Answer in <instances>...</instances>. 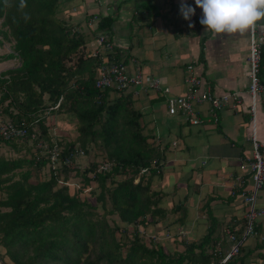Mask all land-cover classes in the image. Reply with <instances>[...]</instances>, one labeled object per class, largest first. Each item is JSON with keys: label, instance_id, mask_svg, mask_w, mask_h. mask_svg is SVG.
Returning a JSON list of instances; mask_svg holds the SVG:
<instances>
[{"label": "trees", "instance_id": "trees-1", "mask_svg": "<svg viewBox=\"0 0 264 264\" xmlns=\"http://www.w3.org/2000/svg\"><path fill=\"white\" fill-rule=\"evenodd\" d=\"M65 1L25 0L21 9L20 0H9L10 6L0 0V45L7 41L13 49L3 59L20 60L18 66L0 72V126L12 123L26 131L9 139L0 135V144L16 153L24 148L21 156L0 154L2 264L256 261L250 254H257L258 247L246 248V237L237 253L221 262L230 250L228 236L234 234L221 230L224 224L213 216L211 200L206 208L208 226L199 238L187 240L184 234L172 233L171 246L155 236L145 242L139 226L166 221L160 227L173 230L184 217H173L184 211L183 202L164 207L168 192L152 187L154 178L163 174L169 143H160L144 130L133 88L115 90L113 95L112 89L95 86L104 61L99 53L88 55L87 45L100 34L112 41L115 12H101L96 27L86 33L58 16ZM117 51L113 46L106 53L108 61L124 63ZM62 114L74 122L71 141L52 134V120ZM79 158L89 161L81 164ZM108 215L126 226L110 225ZM242 223L246 229L247 216ZM252 226L255 231L254 222Z\"/></svg>", "mask_w": 264, "mask_h": 264}, {"label": "crops", "instance_id": "crops-1", "mask_svg": "<svg viewBox=\"0 0 264 264\" xmlns=\"http://www.w3.org/2000/svg\"><path fill=\"white\" fill-rule=\"evenodd\" d=\"M182 2L196 5L195 0H75L73 5L65 1L60 12L64 15L84 12L87 19L78 24L86 33L96 27L101 12H115L117 19L112 24L110 38L118 49L117 55L128 72L138 70L142 75V86L133 96L135 106L142 112L144 130L155 135L160 143H169L164 152L163 174L154 178L152 187L168 192L164 198L172 205L167 208L183 202L184 211L173 215L177 218L183 214L182 223H174L171 229L184 230L185 239L202 236L208 226L206 208L211 200L213 216L224 224L221 230L226 233L230 230L240 240L245 229L242 221L248 210L241 193L252 186L250 167L244 163L252 155L247 92L249 35L248 32L217 34L207 30L200 23L203 10L198 6L197 28L188 27L180 11ZM263 30L264 21L258 23V31ZM262 62L264 85V48ZM188 65L193 66V75L203 78L201 90L218 96L236 92L241 101L226 104L217 122L212 121L206 100L194 105L202 119L198 124H190L182 115H170L168 97L185 95L189 88ZM152 79H158L161 90L167 88L169 92L152 87ZM256 119L264 152V91L257 99ZM241 175L243 181L239 183ZM233 189L235 196L231 195ZM256 206L264 207V187L258 193ZM254 230L244 240L246 248L258 247L257 254H250V260H256L250 264L264 263V215L256 218ZM232 244L227 243V247L231 248Z\"/></svg>", "mask_w": 264, "mask_h": 264}, {"label": "built area", "instance_id": "built-area-1", "mask_svg": "<svg viewBox=\"0 0 264 264\" xmlns=\"http://www.w3.org/2000/svg\"><path fill=\"white\" fill-rule=\"evenodd\" d=\"M191 7L195 8V15L187 20L188 27L196 29L195 16L197 13V6L192 4ZM249 35V49L247 55V61L249 63V77L250 83L248 86V93L250 95L249 113H250V124H251V144H252V155L247 158L244 163L250 167V177L252 181V186L249 190H242L241 197L243 201L247 204V218L248 224L244 231V235L240 240L234 242V236L229 235L228 241L233 242L230 250L223 257L221 262H225L232 255L236 254L238 247L242 241L253 233V222L261 215H264V207L258 208L256 206V201L258 197V192L264 187V152L262 150V144L258 138L257 134V99L258 96L264 91V85L261 82L258 74L260 71V60L261 54L264 48V30L262 32L258 31L257 26L248 32ZM108 37L105 34L98 35L92 42L88 55H96L100 53L103 49V54H106L113 49V43L107 41ZM102 61L104 63L98 69L95 86L101 90L112 89L116 91L126 90L128 88H133V92L138 93V87L142 86V75L137 70L135 72H128L126 65L119 62L108 61L109 56L103 55ZM192 65H188V72H190L187 81L189 82V88L185 95H171L167 99V111L170 115H182L185 120L190 124H198L202 119L196 113L194 105L196 102H202L206 100L209 102L211 119L217 122L219 119V112L226 107V104L231 101L235 103L240 102L239 93H225L222 95H216L214 93L208 92L207 90H201L203 84V78L200 76H195L192 73ZM150 85L155 87L159 91L169 92V89L161 90L160 82L158 79H152ZM26 131L24 128L8 123L5 126H0V135L6 139L23 136ZM243 176L238 177L237 182L242 183ZM238 187L235 186V189ZM231 195L235 196L236 192L232 190ZM167 237L171 235L166 234ZM0 264L2 260L0 259Z\"/></svg>", "mask_w": 264, "mask_h": 264}, {"label": "clouds", "instance_id": "clouds-1", "mask_svg": "<svg viewBox=\"0 0 264 264\" xmlns=\"http://www.w3.org/2000/svg\"><path fill=\"white\" fill-rule=\"evenodd\" d=\"M5 4L10 6L9 0H5ZM195 4L203 10L201 25L217 34H244L256 26L258 28V23L264 21V0H195ZM25 6V0H20L19 7L23 9ZM180 11L185 20H190L195 15V8L187 3L182 2ZM25 19H28L27 15ZM192 26L194 25L190 24ZM177 234L185 235V231ZM171 238L172 236L163 235L157 237V240Z\"/></svg>", "mask_w": 264, "mask_h": 264}, {"label": "rangeland", "instance_id": "rangeland-1", "mask_svg": "<svg viewBox=\"0 0 264 264\" xmlns=\"http://www.w3.org/2000/svg\"><path fill=\"white\" fill-rule=\"evenodd\" d=\"M67 2L70 5L75 4V0H67L66 3ZM71 11H73V9ZM58 16L63 18V19H66L67 23L69 25H72V26H74L77 29H81L80 25L78 24V21H82L83 23H85V21L87 19V15H85L84 12H80L78 14H73V15H71V14L64 15L63 12L62 13L59 12ZM90 18L94 19V17H90ZM98 21H99V18L97 20V23H98ZM78 25H79V28H78ZM12 52H13L12 45L10 43H8L7 41L4 42L2 45H0V57H2L0 59V72L4 71L6 69L14 68V67H16V66H18L20 64V60L18 58L3 59V55H6V54L12 53ZM100 53H103V49L100 50ZM103 58L104 57H102V59ZM115 92H116L115 90H110L109 94L116 95L117 93H115ZM52 121L54 122L52 134L57 136V138L59 140L63 139V140H65L67 142V141H71L72 139H74V137H75V131H74L75 125H74V122H71L69 120L67 115H64V114L57 115V116H55V118ZM14 149L15 148L8 147L5 144H0V154L4 155L6 157H15V156H18V155L21 156L22 155V151L24 152V148L23 147H21L22 151L19 154L16 153ZM79 160H80L81 164H87L88 161H89V158H84V159H80L79 158L78 161ZM165 171H166V169H165ZM171 187H167L166 189H170ZM260 190H259L258 193H260ZM92 199H94V197H92ZM167 199L168 198H166V199L164 198L163 202L161 203L162 206L169 207L170 205H172V203H170L171 201H168ZM101 211H102L101 209H98L99 213H101ZM106 219H107L108 223L110 225H112V226L115 223H117V222H118V224L120 226H126V224H124L121 221H119V219L115 215H108L106 217ZM176 231H177V233L184 232V230H181V229L180 230H176L175 229V230H169L168 231V227H163V228L160 227L159 228V226H154V225H151V224L148 227L139 226V230H138L139 233L144 235V240H145V242L147 244H149L148 243L149 239H151V237L153 238V236L155 234H157V236L155 235L154 239H157V237L160 238V237H162L163 235H166V234H168V235H171L172 233L176 234ZM185 234H186V232H185ZM117 236H119V233H117ZM177 236H180V235L177 234ZM164 243H166L167 245L169 244V246H171L170 244H172V239L166 240ZM246 264H250V263L247 261Z\"/></svg>", "mask_w": 264, "mask_h": 264}]
</instances>
